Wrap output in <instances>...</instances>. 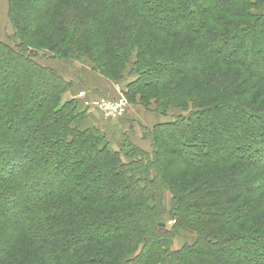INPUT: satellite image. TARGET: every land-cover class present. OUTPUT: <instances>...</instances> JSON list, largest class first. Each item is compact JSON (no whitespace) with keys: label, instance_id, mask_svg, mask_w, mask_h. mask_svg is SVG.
<instances>
[{"label":"trees","instance_id":"trees-1","mask_svg":"<svg viewBox=\"0 0 264 264\" xmlns=\"http://www.w3.org/2000/svg\"><path fill=\"white\" fill-rule=\"evenodd\" d=\"M263 5L264 0H9L19 40L45 31L43 45L53 57L69 60L79 52L108 79L122 78L134 60V91H156L162 111L180 106L195 113L155 126L149 152L140 154L131 144L124 153L115 151L97 131L83 129L77 102L65 100L71 82L37 62L39 49L25 54L19 44L15 52L0 41V156L6 155L0 165L9 169L19 161V149L42 147L44 136L59 139L62 147L48 187L35 189L38 183L31 180L33 189L24 191L17 175L0 180V264H264V151L249 152L264 143V129L257 136L252 132L250 141L234 124L252 107L250 91L264 89V59L251 57L252 45L264 40V15L249 13ZM34 27L35 35L29 32ZM47 71V79L33 76ZM189 96V103L178 105ZM28 110L40 111L32 123ZM207 116L220 119L211 131L203 121ZM196 132L203 142L194 156L188 144ZM86 144L89 155L81 149ZM68 154L79 159L72 164L80 182L100 171L106 184L99 179L82 187L67 175L57 179L70 171ZM181 158L189 166L185 171ZM43 167L34 161L32 170L39 174ZM26 171L21 178L32 177ZM161 190L173 196L172 230H195L200 244L171 249L173 231L160 228ZM16 234L23 253L15 252Z\"/></svg>","mask_w":264,"mask_h":264},{"label":"rangeland","instance_id":"rangeland-1","mask_svg":"<svg viewBox=\"0 0 264 264\" xmlns=\"http://www.w3.org/2000/svg\"><path fill=\"white\" fill-rule=\"evenodd\" d=\"M62 7L65 8V5L63 4ZM249 13L255 16L264 15V5L260 9H254V8L251 9ZM23 23L26 24V22ZM35 31L36 29L34 27L29 32L31 34L34 33ZM37 33H34L33 35ZM42 34L43 35L35 36V38L33 37L32 40L27 42L19 40L18 37H16V29L14 23L12 24L9 19V0H0V41L5 43V45H8L10 48H12V50H14V48L17 49L18 48L17 45L19 44L24 45L25 54L26 51H29L28 49H32V48L39 49V53L36 56L37 58L35 57V59H37V62H39L45 67L51 68L54 71H56V73H58L63 80L67 82H71V84L69 85V90L64 95L66 98L65 100L70 99L77 102L78 108L79 110L82 111V115H83L82 117L83 129L84 130L90 129L92 131L93 130L97 131L99 133V136L103 137L113 150L118 152L123 151L124 153L126 152L125 149L128 150L130 149L127 147V145L131 144L139 149V151L135 149V152L138 151L140 154H142L141 152L144 151L149 152L152 150L151 147L152 144L151 141H149V136L151 135L155 126L161 123H166L171 121L178 122L181 118L187 117L188 115H194L195 113L194 108L183 109L180 106H172L162 111L160 110V106L158 105L159 102L158 99H155L154 97L156 91L147 92L144 95H141L139 92L134 91L136 90V87L138 85L132 87L131 85H129V83L134 79L135 76L134 74L135 71H131V67L132 64H134L133 62L134 60L130 65H128L127 72L124 73L122 78L108 79L103 77V75H101L98 71H96L94 69L93 63L89 61L88 58H86V56H83L79 52L74 54V57L69 60H61L53 57L48 52L47 46L43 45V42L46 40V32L44 31ZM259 41H263V42H259ZM256 42H257L256 45L255 44L252 45L254 48H256V50L253 51L251 49L252 50L251 57L252 55L255 54L259 56V58H257L258 60H263L264 53H261L260 50L262 49V51H264V44H263L264 40L259 39ZM251 57L249 61H251L252 59ZM241 59L244 60V56ZM256 72L257 71H254L255 75H257ZM51 73H52L51 71H47L46 74L34 73L33 76L35 77V79L37 78L39 80V77L41 75H45V78L47 79L49 78V76H51ZM38 85L39 84L34 83L33 87ZM261 87L262 86H259L254 93L250 91L251 95L246 98L247 101H251L252 103L251 109L249 108L250 110L246 111L245 115L242 118L234 120L236 129L238 126H242L244 130L247 131V137L248 139H250V141H252L251 140L252 136L250 135L252 132H255L256 134L254 135L257 136V133H260V131L264 129V114H262L264 113V96L261 97L264 94V89H262ZM38 88L40 89V86ZM133 88L135 89L133 90ZM120 99H123L124 103H126L124 113L116 118L105 117V109L109 108L111 103H116ZM189 101H190V96L188 98H185L184 100L180 99L178 105L189 103ZM38 114H40V111H37L35 114L33 110L26 111L27 119L30 120L31 123L34 120H37ZM250 114H253V116L251 117ZM219 120L220 119L217 120L212 116H207L203 121L208 123V129L209 131H211L217 125ZM221 121L223 122V120ZM201 134L205 139L206 135L204 134V131H202ZM192 135H194L193 136L194 140L191 141L192 143L188 142L189 143L188 145L189 148L194 149L193 154L194 156H196L197 154L201 153L199 152V150H197L196 145L200 146L201 142L203 141L200 140L199 137L200 132L193 133ZM43 139H44L42 144L43 146L42 147L38 146L37 148L35 147V149L31 148V152L29 151L28 148L19 149L17 151L18 156L15 158V160H19V161L13 163L10 162L9 169L8 168L6 170L3 169L4 164L1 163L2 165H0V180L17 175L16 178L19 181L21 180L24 191H26L28 185H30V187L33 189V186L31 184L34 185L35 184L34 182L38 183L35 189L38 188L42 189L48 187L49 186L48 184H51L52 181H55L54 180L55 178H53V175L55 174L53 171V167L59 165L58 163L59 160L56 158L55 154L61 151L60 149L62 147L59 139H53L51 136H44ZM259 139H264V136L261 135ZM30 144L31 142L29 141L28 144L25 145L29 146ZM255 148L261 149L263 153L264 143H262L261 145H256L249 152L252 151L251 153L254 154ZM40 149L41 152H44V150L48 149L49 151H51V154L40 156V154L38 153ZM81 149L85 150L83 153L86 154L91 152V147H89L88 144L83 146ZM26 154L28 156H26ZM72 155L73 154H68L67 159L69 160L68 161L69 164L66 163V169L70 168V171L67 173L66 171H63L61 173L56 174L57 179H63L67 175V179L71 177V179L78 181L79 185L82 187H84V185H91L92 183L97 182L99 179H100L99 184L102 185L106 184V182L105 183L101 182L102 173L100 171H98L99 173L95 171V174H93L92 177L88 179V181L80 182L78 180L79 179L78 174H80V172L79 171L75 172L76 164L75 165L72 164V161L74 160L79 161V159L75 155L73 156ZM5 158L6 155L0 156V160H4ZM27 161H30V165L28 164V166L26 167L25 163L27 165ZM34 161L36 163L39 162V165L44 166L41 172H39V174L36 171V169L32 170V165ZM179 163L183 166L181 168L183 171H185L189 167L187 165V162L183 161L182 158L180 159ZM89 164L90 162L85 164L83 168L88 167ZM61 165L62 164H60V166ZM25 169L27 170L26 172L29 175H32V177H28L27 175V177L21 178L22 173L23 171H25ZM21 170L23 171L20 173ZM31 180L34 182H31ZM159 184L160 183H158V185ZM98 186L101 188V185ZM93 188H88V189L92 190ZM161 192H162L161 194L162 202L165 206L161 218L162 219L161 225L165 227L161 226L160 228L164 229L165 231L166 229L168 231H171L172 229H174V225H175V220L173 219L174 216L172 213L173 196L167 190H163V191L161 190ZM189 217H197V216L193 214L190 215ZM172 231L173 232L171 233V235L173 237V240H172L171 249L173 251L181 250L185 247H191L200 244L199 243L200 237L195 232V230L194 231L181 230L180 228L177 231L174 230ZM117 234H118L117 232H113L111 235L116 236ZM16 236L17 234L13 239V246L15 248V252L20 251V253H23L25 251L22 248L23 240L19 237L16 238ZM110 239L112 240L114 239V237H110ZM156 243L157 242H152L149 244V246L152 245L156 246ZM146 244L148 243L146 242ZM149 246H146V248H149ZM165 246L167 245L164 244L163 247ZM230 256L229 259H232V257ZM2 264L5 263L2 261Z\"/></svg>","mask_w":264,"mask_h":264},{"label":"built area","instance_id":"built-area-1","mask_svg":"<svg viewBox=\"0 0 264 264\" xmlns=\"http://www.w3.org/2000/svg\"><path fill=\"white\" fill-rule=\"evenodd\" d=\"M119 101H117L116 103H111L109 108L105 109V117H107V118H110V117L116 118L118 116H121L124 113L125 107H126V103H124L123 99H120Z\"/></svg>","mask_w":264,"mask_h":264},{"label":"water","instance_id":"water-1","mask_svg":"<svg viewBox=\"0 0 264 264\" xmlns=\"http://www.w3.org/2000/svg\"><path fill=\"white\" fill-rule=\"evenodd\" d=\"M160 226H162V225H160ZM162 227H165V226H162Z\"/></svg>","mask_w":264,"mask_h":264}]
</instances>
